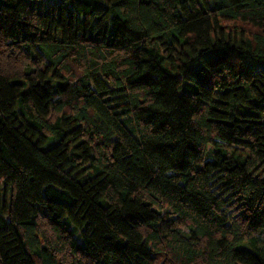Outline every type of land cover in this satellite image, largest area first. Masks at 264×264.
Instances as JSON below:
<instances>
[{"label":"trees","instance_id":"obj_1","mask_svg":"<svg viewBox=\"0 0 264 264\" xmlns=\"http://www.w3.org/2000/svg\"><path fill=\"white\" fill-rule=\"evenodd\" d=\"M48 1L0 0V264H264V0Z\"/></svg>","mask_w":264,"mask_h":264},{"label":"rangeland","instance_id":"obj_2","mask_svg":"<svg viewBox=\"0 0 264 264\" xmlns=\"http://www.w3.org/2000/svg\"><path fill=\"white\" fill-rule=\"evenodd\" d=\"M47 0H45V2H46ZM49 3L47 4V5H49V4H51L52 6L53 5H55V4H60L61 3V0H49L48 1ZM234 30V29H233Z\"/></svg>","mask_w":264,"mask_h":264}]
</instances>
